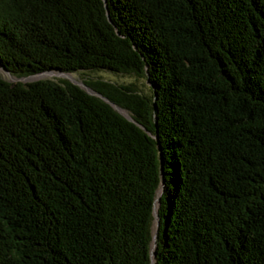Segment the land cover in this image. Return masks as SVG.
<instances>
[{"label": "trees", "instance_id": "16d2710c", "mask_svg": "<svg viewBox=\"0 0 264 264\" xmlns=\"http://www.w3.org/2000/svg\"><path fill=\"white\" fill-rule=\"evenodd\" d=\"M0 67L151 90L0 75V264H264V0H0Z\"/></svg>", "mask_w": 264, "mask_h": 264}, {"label": "rangeland", "instance_id": "374dc122", "mask_svg": "<svg viewBox=\"0 0 264 264\" xmlns=\"http://www.w3.org/2000/svg\"><path fill=\"white\" fill-rule=\"evenodd\" d=\"M53 74L47 75L38 79H24L23 82H30V81H37L41 79H48L52 81H58L60 78H63L65 80L72 79L74 81H77V83L83 82L85 79H92V80H104L110 83L114 84H129L133 83L137 90H139L142 93H149L150 90V84L147 81L146 77H137L135 74H121L118 72H111L107 70H82V71H74L71 73H61V71L53 70ZM0 75L5 78V80L14 82L16 81V77L12 74H9L5 72L3 68L0 67ZM123 113H129L128 111L121 109ZM155 225H157V220L155 219ZM154 225V227H155Z\"/></svg>", "mask_w": 264, "mask_h": 264}, {"label": "water", "instance_id": "95a60500", "mask_svg": "<svg viewBox=\"0 0 264 264\" xmlns=\"http://www.w3.org/2000/svg\"><path fill=\"white\" fill-rule=\"evenodd\" d=\"M5 71H6L7 73L11 74V73L8 72L7 70H5ZM44 72H47V71H44ZM44 72H41V73H44ZM49 72H51V71H49ZM41 73H39V74H41ZM61 73H63V72L61 71ZM63 74H65V73H63ZM37 75H38V74H37ZM30 76H32V75H29V76L24 77V78H19V77H18V78H16V79H17V80H18V79H19V80H24V79L29 78ZM69 81H71L72 83L77 84V86H79V87H81L82 89H84L85 91H87V93L92 94L93 96L100 97L101 99L105 100L106 103L110 104V105L112 106V108H114L116 111H118L122 116H124L125 118H127V119L130 120V121H134V118L130 115V113H123V112L121 111L122 108H120V106H119L117 103H115V102L109 100L106 96H104V95H102L101 93H99L98 91L92 89V87L88 86V85L85 84L84 82L77 83V81H74V80H72V79H69ZM134 122H135V121H134ZM162 188H163V183L161 182V187H160V189H159V191H158V196H156V198H155V210H153V215H154L155 219L157 220V225H155V230H154V234H153V247H152V254H151V256H153V254H154V249H155V247H156L155 239H157V234H158L157 230H158V225H159L158 214H157V212H156V204H157V201L159 200V196H160V194L162 193ZM152 264H155V262L153 261Z\"/></svg>", "mask_w": 264, "mask_h": 264}, {"label": "bare ground", "instance_id": "6f19581e", "mask_svg": "<svg viewBox=\"0 0 264 264\" xmlns=\"http://www.w3.org/2000/svg\"><path fill=\"white\" fill-rule=\"evenodd\" d=\"M51 74H53V72L47 71V72H44V73H41V74H38V75H32V76H30L27 79H31V78L38 79V78H41V77H44V76H47V75L49 76Z\"/></svg>", "mask_w": 264, "mask_h": 264}]
</instances>
